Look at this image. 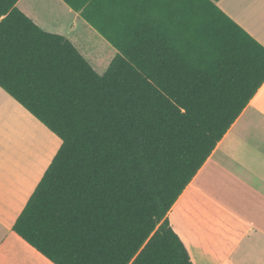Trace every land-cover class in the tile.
Wrapping results in <instances>:
<instances>
[{"label": "trees", "instance_id": "trees-1", "mask_svg": "<svg viewBox=\"0 0 264 264\" xmlns=\"http://www.w3.org/2000/svg\"><path fill=\"white\" fill-rule=\"evenodd\" d=\"M0 0V89L60 146L12 231L52 264H192L168 212L264 83V47L219 0H114L98 75Z\"/></svg>", "mask_w": 264, "mask_h": 264}, {"label": "crops", "instance_id": "crops-1", "mask_svg": "<svg viewBox=\"0 0 264 264\" xmlns=\"http://www.w3.org/2000/svg\"><path fill=\"white\" fill-rule=\"evenodd\" d=\"M72 1L100 18L106 12L97 3L114 0ZM216 5L264 47V0H219ZM16 7L43 31L67 39L84 59L85 51L72 33L77 32L85 47L107 42L62 0H18ZM0 97L12 118L21 115L38 122L1 89ZM1 147L0 264H52L12 231L34 186L26 194L23 185L11 184L15 174L10 173ZM168 217L192 264H264V83L179 195Z\"/></svg>", "mask_w": 264, "mask_h": 264}, {"label": "rangeland", "instance_id": "rangeland-1", "mask_svg": "<svg viewBox=\"0 0 264 264\" xmlns=\"http://www.w3.org/2000/svg\"><path fill=\"white\" fill-rule=\"evenodd\" d=\"M72 38L84 49L85 59L94 71L98 75H103L115 57L116 50L107 42L95 43L90 48L85 47L77 32L72 33ZM1 99L0 97V119L7 117L0 122L1 154L4 161L9 163L10 173L15 174L11 184L16 183L18 188L23 185L27 194L38 184V180L57 152L60 141L35 120L21 115L17 120L6 114Z\"/></svg>", "mask_w": 264, "mask_h": 264}]
</instances>
